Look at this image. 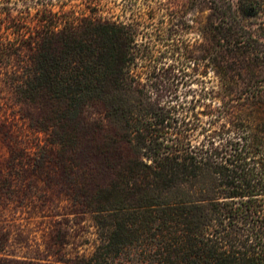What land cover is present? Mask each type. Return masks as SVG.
<instances>
[{
  "label": "trees",
  "instance_id": "obj_1",
  "mask_svg": "<svg viewBox=\"0 0 264 264\" xmlns=\"http://www.w3.org/2000/svg\"><path fill=\"white\" fill-rule=\"evenodd\" d=\"M188 1L210 12L205 95L166 94L189 84L169 38L155 64L132 23L0 10V72L36 109L46 176L94 215L99 243L77 264H264V43L246 24L264 0Z\"/></svg>",
  "mask_w": 264,
  "mask_h": 264
},
{
  "label": "rangeland",
  "instance_id": "obj_2",
  "mask_svg": "<svg viewBox=\"0 0 264 264\" xmlns=\"http://www.w3.org/2000/svg\"><path fill=\"white\" fill-rule=\"evenodd\" d=\"M230 1L238 6L239 0ZM47 2V9L58 15L85 9L107 20L132 23L142 36L169 38L170 48H186L190 59L183 55V61L189 67V84L168 90L167 95L187 91L205 95L218 85L208 60L201 59L204 51H197L207 45L210 12L204 7L192 8L188 0H0V10H11L16 21H28L38 19ZM0 23L4 25L2 16ZM246 24L264 43V11L247 18ZM157 40L144 45L152 48L155 64L167 49L163 39ZM145 65L140 61L142 76ZM35 112L34 106L17 98L12 81L0 72V185L7 182L9 186L0 189V260L5 264H77L96 250L98 229L94 215L82 211L80 199L72 198L65 180L46 176L50 163L40 147L46 146L47 138L31 122ZM215 129L222 132L220 125Z\"/></svg>",
  "mask_w": 264,
  "mask_h": 264
}]
</instances>
